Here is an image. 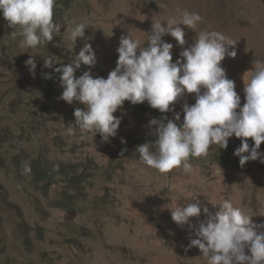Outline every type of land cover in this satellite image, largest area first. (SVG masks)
Instances as JSON below:
<instances>
[{
	"label": "rangeland",
	"instance_id": "374dc122",
	"mask_svg": "<svg viewBox=\"0 0 264 264\" xmlns=\"http://www.w3.org/2000/svg\"><path fill=\"white\" fill-rule=\"evenodd\" d=\"M56 4L53 19L61 30L35 49L21 47L19 27H9L0 12V264H207L197 246L188 247L197 238L195 228L177 225L164 206L189 203L197 195L202 206L215 212L219 205L212 202L223 201L221 193H213L215 187L238 190L243 196L238 207L254 222L264 223V163L257 159L241 167L234 155L241 138L233 135L226 149L214 145L206 157H190L189 172L176 168L162 174L146 166L135 149L155 139L148 123L164 114L147 101H125L114 113L122 117L115 137L103 142L99 133H85L81 138L73 113L84 105L59 99L63 88L54 71L72 62L88 42L97 56L93 76L107 78L116 66L121 36L131 33L147 45L153 21L166 27L168 19L178 20L186 9L204 18L198 31H219L237 41L236 57H227L222 65L235 81L243 106L242 77L254 60L264 61V0ZM208 6H218L214 18L203 14ZM80 23L86 26L87 40L74 43L70 32ZM183 27L187 47L197 33ZM163 39L174 45L175 61L182 48L170 35ZM31 56L37 64L35 77L25 63ZM48 57L56 63L53 68L44 67ZM88 67L81 65L76 76ZM44 73L52 78L45 79ZM185 99L194 104L195 94ZM183 103L175 104L181 121ZM166 115L174 118L172 112ZM248 141L254 145L252 138ZM259 151L264 152V142ZM27 163L32 171L25 176L21 168ZM190 219L198 227L206 217L202 212Z\"/></svg>",
	"mask_w": 264,
	"mask_h": 264
},
{
	"label": "clouds",
	"instance_id": "9594fccd",
	"mask_svg": "<svg viewBox=\"0 0 264 264\" xmlns=\"http://www.w3.org/2000/svg\"><path fill=\"white\" fill-rule=\"evenodd\" d=\"M56 6V0H0V12L8 26L20 29L21 47L32 49L53 41L54 34L60 32L53 19ZM203 20L199 13L185 9L178 20L168 19L166 27L153 21L147 45L131 33L121 36L116 66L107 78L93 76L91 69L97 63V56L88 42L72 62L56 67L54 71L60 74L59 84L63 88L59 99L84 105L73 113V125L81 131V138L85 133H94V137L99 133L102 141L108 142L118 133L122 117L114 113L124 102L136 105L147 101L164 115L153 117L148 123L155 139L135 149L146 166L162 174L176 168L189 172L190 157H206L214 145L226 149L233 135L241 138V146L234 152L241 167L257 159L264 163V152L259 151L264 142V61L254 60V67L244 73L245 103L241 106L236 83L222 65L227 57H236L237 41L219 31H198ZM182 25L197 33L187 47H184L188 42ZM85 30V24L76 25L70 39L74 43L78 38L87 40ZM166 35L182 48L175 61L174 45L163 39ZM25 63L35 77V57L31 56ZM54 64L52 57L45 58L44 67L53 68ZM81 65L89 67L77 77ZM43 75L45 79L52 78L51 73ZM193 93L195 103L189 104L185 97ZM182 99L181 121L175 104ZM169 112L174 118L166 115ZM248 138H252L254 145L249 144ZM121 142L126 140L122 138ZM31 171L30 163L22 165V175L28 176ZM212 204L219 205L215 212L202 206L196 195L189 203L164 207L170 210L177 225L195 228L197 238L190 239L188 247L197 246L207 264H264V223L254 222L253 216L231 200ZM202 212L206 219L199 220L196 227L190 218H198Z\"/></svg>",
	"mask_w": 264,
	"mask_h": 264
},
{
	"label": "bare ground",
	"instance_id": "6f19581e",
	"mask_svg": "<svg viewBox=\"0 0 264 264\" xmlns=\"http://www.w3.org/2000/svg\"><path fill=\"white\" fill-rule=\"evenodd\" d=\"M213 7H215V8H213ZM213 7H209L208 6V8H206L207 10L206 11H204V15L206 16V17H211V18H214V15H216L217 13V11H216V9L218 8V6H213ZM215 12H214V11ZM216 13V14H215ZM213 20V19H212ZM213 21H215V20H213ZM215 22H217V21H215ZM209 23V22H208ZM238 186V185H237ZM243 192H245L246 193V191H243ZM213 193L215 194V195H217L218 193L220 194H222V198H220V200L221 199H223V200H225V199H228V200H231L233 203H234V205H236V206H238V205H240V204H242V199H243V196L239 193V191L238 190H235V189H233V187H231V188H222L221 190H220V188H216L215 187V189H213ZM214 199H215V201H217V196H215L214 197Z\"/></svg>",
	"mask_w": 264,
	"mask_h": 264
}]
</instances>
